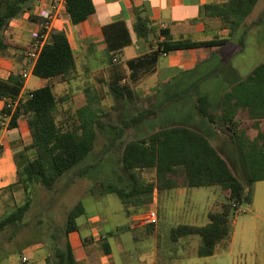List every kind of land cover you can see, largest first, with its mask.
<instances>
[{
  "label": "trees",
  "instance_id": "trees-1",
  "mask_svg": "<svg viewBox=\"0 0 264 264\" xmlns=\"http://www.w3.org/2000/svg\"><path fill=\"white\" fill-rule=\"evenodd\" d=\"M40 0H0V56H6L14 48L6 38V32L12 21L26 12H32ZM67 11L73 24H80L90 18L96 7L93 0H66ZM260 0H226L220 4L204 7L206 17L221 20L222 27L229 30L230 37L243 31L244 23L254 12ZM137 22L135 31L139 38L148 40L156 30L151 27L147 16L135 9ZM264 14L262 16V20ZM31 21L40 22V18L31 16ZM248 30L244 31L247 33ZM166 40L158 43V50L164 54L176 49L199 47H225L229 38H217L211 41L189 42L172 41L170 31L161 29L158 38ZM243 38L242 42L243 43ZM76 73V61L68 37L64 31L55 29L49 41L44 45L35 65L33 74L41 79L59 82L71 80ZM25 86L23 77L12 74L7 80L0 78V100L5 101L4 115L11 116L10 129L18 127L21 118L27 120L32 143L24 151L16 154L18 183L24 189L25 202L17 204L0 221V230L27 226V216L33 207V188L43 187L53 190L56 183L74 173L71 183L85 177L97 163H89L97 147L100 130H115L108 149L103 155L122 140L126 132L146 122L160 117L162 107L173 102H192L190 120L199 115L213 126L219 122V115L213 110V101L209 94L198 92L195 98L189 92L180 89L177 93L163 98L165 87L159 94L165 102L159 107H148L136 115L125 119L121 125L104 120L106 111L97 105L96 99L88 94L87 104L76 110L65 123H59L57 112L61 99L54 93L50 83L21 97ZM111 92L120 99L132 102L140 99L130 82H115ZM189 98V99H188ZM13 108V105L16 104ZM11 106V107H10ZM247 109L252 119H264V62L259 64L244 80L231 85L222 96L220 114L224 133L241 152L247 168V182L232 168L228 159L213 142L196 128L176 126L156 130L149 135L131 140L123 150V169L130 182L122 187L114 182L100 183L104 195H116L126 208H137L152 202L155 190L159 193L173 189H194L219 187L226 201L219 210L208 214V224L204 226L180 224L169 232L170 243L177 244L181 239L191 236L200 238L196 256L212 257L221 247L226 250L232 239L235 216L244 204L254 203L256 183L264 181V134L251 139L247 129L236 119L238 108ZM188 124V123H187ZM200 127L198 123H191ZM210 136V134H209ZM145 172L153 173L150 180ZM98 186H94L95 195ZM86 214L82 202L70 210L65 225V234L78 230L77 219ZM155 225L148 226L154 228ZM120 227L119 232L126 230ZM41 233V232H39ZM56 236V235H55ZM53 264H79L69 242L56 249Z\"/></svg>",
  "mask_w": 264,
  "mask_h": 264
},
{
  "label": "crops",
  "instance_id": "crops-1",
  "mask_svg": "<svg viewBox=\"0 0 264 264\" xmlns=\"http://www.w3.org/2000/svg\"><path fill=\"white\" fill-rule=\"evenodd\" d=\"M55 1L40 0L32 12H26L12 21L6 32L7 40L14 46L9 52L18 53L22 61L16 62L14 58L0 56L1 79L7 80L12 74L20 73L25 65V53L30 46L32 33L38 24L30 18L32 15L39 18V11L48 8ZM225 1L93 0L96 12L88 20L77 25L72 23L67 8L64 7L55 22V29L64 31L68 37L76 61V73L71 80L63 82L40 78L41 80L34 86L30 84L31 78L36 77L32 74L26 81L21 97L51 83L55 95L61 99L59 106L76 103L78 110L87 104L88 94H91L96 99L97 105L103 107L101 95L103 92L106 93L115 82H130L134 91L136 87H140V90L146 92H157L162 90L159 89L160 86L167 87L172 81L188 76L190 78L185 79L186 84L183 85L182 90L189 92L190 97L195 98L198 92H208L203 87L202 75L197 73L201 66L212 60V56L223 47L176 49L164 55L158 50V43L165 41L166 38H158V35L161 26L164 25V29L170 31L172 41L203 42L229 38L230 44L236 35L230 37L229 30L222 27L220 19L206 17L204 14L206 5ZM259 2L245 21L242 30L251 31L263 21L264 6L260 7L262 0ZM135 9H139L142 15L147 16L151 27L156 30V34L151 35L148 40L139 38L135 31L137 22ZM257 66L250 69L243 77L239 75L240 66L232 62V72H230L232 86L247 78ZM4 107L5 101L0 100V206L2 208L5 205L22 204L23 196H15L9 200L8 196H2L1 192L13 185L19 187L15 156L32 143L27 120L19 119L18 127L10 129L11 116L3 114ZM235 115L242 127L247 129L251 139H255L260 133L264 134V119H252L248 110L241 107L236 110ZM230 145L231 160L240 164V170L247 172L240 150L231 141ZM229 163L233 168V163L230 161ZM243 177L246 179L247 173ZM262 182L264 181L256 183L253 204L257 200V187ZM175 190L165 191L164 211H160L163 197L161 198L157 190L153 194L152 202L141 207L126 208L122 203L123 212L128 217V222L122 226L105 229L103 226L108 223L106 216L92 217L89 221L78 225L77 231L65 234L63 229L65 222L53 233L49 232L54 239L53 246L37 239L31 243L22 241L25 249L14 251L12 249L15 243L10 237L1 238L0 264H53L56 249L66 242L71 245L79 264H198L196 250L200 238L191 236L173 245L168 239L169 233L164 232V229L168 225L172 228L180 224L198 226L208 224V214L213 210L214 202L211 201L208 193L206 195L208 203L199 211L196 204L189 205L186 201L185 195L191 189H177L179 198L173 197ZM22 191L25 193L24 189ZM154 210L159 217L154 228L139 223L138 220L144 214ZM258 219H262L260 213L253 215L248 223L242 224L240 228L238 220L235 219L229 247L226 250L220 247L214 256L226 255L232 264H264V249L258 238L260 235ZM120 227L127 229L119 232ZM43 233L47 234L45 231ZM191 241L192 246L188 244ZM24 257L28 258V263H23Z\"/></svg>",
  "mask_w": 264,
  "mask_h": 264
},
{
  "label": "rangeland",
  "instance_id": "rangeland-1",
  "mask_svg": "<svg viewBox=\"0 0 264 264\" xmlns=\"http://www.w3.org/2000/svg\"><path fill=\"white\" fill-rule=\"evenodd\" d=\"M263 6L264 0H262L260 7L262 8ZM262 14H264V11ZM242 38L244 40L243 43H241ZM14 52L15 51H13V53L9 52L6 56L14 58L16 62L22 61V58L18 53L14 54ZM227 61L229 63H227ZM263 61L264 18L263 21L251 31H248L247 33H244V30L239 31L235 36L234 41H231L230 44L221 48L217 54H214L212 60L202 65L198 71L199 73H197L202 75L201 78L204 82L203 87L209 92L204 93L211 96L214 104L213 110L219 115V122L217 125L212 126L207 119L199 115H195L193 119L190 120L192 116L190 117V113L187 110H192V102L183 101L181 103L170 101V103L162 107L163 110L159 118L152 119L137 128L128 130L124 138L118 141L113 148L103 155L104 157L102 161L100 160L101 154L108 149V146L114 137L115 130H100L98 133L97 147L91 158L88 160L89 163H97L96 167L85 177L78 178L73 183H71V178L74 173H69L56 183L53 190L37 186L34 187V203L32 210L27 216V226L20 228L10 227L7 228L4 233L0 230V239H8V237H10V240L15 243L13 244L14 247L12 249L14 251H22L25 249V244H22V241L31 243L37 239L46 241L51 244L50 246H53L54 239L49 232L52 231L53 233L57 228L62 227L67 220V215L70 210L79 202L83 203L86 214L77 219L78 225H82L92 217L104 216L108 218V223L103 226L105 229H111L126 224L128 222V217L123 212L124 206L121 200L116 195H104L100 183L102 181H111L122 187H127L130 180L123 169L122 163L125 144L131 140L145 137L159 129L186 123L184 126L196 128L209 137L220 152L231 163H233L231 160L232 153L230 151L232 146L230 145L229 137L224 133L223 120L220 114L222 96L232 85V73H230L232 72V62L240 66L241 71L239 75L244 77L250 69L259 65ZM189 78L190 76L172 81L171 85L166 88L163 98H168L174 93H177L182 89L183 85L186 84V80ZM40 80L41 79L38 77H32L30 84L34 86ZM161 88L163 90L165 87L160 86L159 89ZM136 93L140 99H135L130 102L126 99L117 98L111 93L109 88L106 93L103 92L101 97L103 99V108L106 111L104 120L113 124L121 125L125 119L136 115L143 109L148 107L158 108V105L165 102L162 100L159 91L146 92L140 90V87H136ZM76 109V103H67L65 106H59L57 112L58 122L62 124L65 123L67 118L76 112ZM192 122L198 123L202 129L191 125ZM229 152L231 154H229ZM232 165L236 173L246 181L247 179L243 177L246 171L240 170V164L234 162ZM143 175L150 180L153 178V173L151 172H145ZM94 186H98V191L95 195L92 193ZM14 187L15 186L13 185L10 188L7 187L6 189H3L1 192L2 196L7 195L9 200H12L15 196H23V201L21 203L25 202L26 195L23 193L21 185H19V187ZM257 188L256 203L252 205L244 204L240 212L236 214L235 219L238 220L240 228L242 224L245 225L246 222L248 223L253 215L260 213L262 219H258L260 230L258 238L259 243L264 249V182L260 183ZM174 192L175 195H173V197L179 198L180 194L177 193L178 190L176 189ZM208 193L210 199H212L211 201L214 202L213 210H219L221 204L226 201L225 195L219 187L195 188L188 190L187 195H185L186 201L189 205L196 204L198 210L201 211L206 203H208V200L206 199ZM160 196L161 198L163 197L162 203L160 204V211H164L166 209L164 204L165 192L160 193ZM16 205H5L3 208L0 206V221L6 214L11 212ZM3 211H5V213H2ZM173 225L175 224H172V226ZM42 228H44V230ZM170 230L171 225H168L166 226V229H164V232L169 233ZM44 231L47 232V234H44ZM195 237L199 239L198 236ZM188 244L192 246L193 242L191 241ZM196 259L198 264H232V261L228 260L226 255H216L205 258L196 257Z\"/></svg>",
  "mask_w": 264,
  "mask_h": 264
},
{
  "label": "built area",
  "instance_id": "built-area-1",
  "mask_svg": "<svg viewBox=\"0 0 264 264\" xmlns=\"http://www.w3.org/2000/svg\"><path fill=\"white\" fill-rule=\"evenodd\" d=\"M66 5V0H56L48 8H42L39 11L38 16L41 20L38 22L36 30L32 33L30 46L25 53V65L19 73L23 77L25 84L33 74V69L37 64L42 49L49 41L52 32L55 30V22L59 19L62 9L66 7ZM161 28L164 29V25H162ZM164 55L167 54L164 53ZM16 105L17 103L13 105V108H15ZM158 220V213L154 210L144 214L138 221L145 225H155L158 223ZM22 261L23 263L29 262L27 257H24Z\"/></svg>",
  "mask_w": 264,
  "mask_h": 264
}]
</instances>
